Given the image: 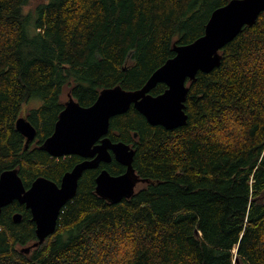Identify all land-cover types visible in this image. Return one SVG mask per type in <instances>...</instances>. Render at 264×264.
<instances>
[{"label":"trees","instance_id":"16d2710c","mask_svg":"<svg viewBox=\"0 0 264 264\" xmlns=\"http://www.w3.org/2000/svg\"><path fill=\"white\" fill-rule=\"evenodd\" d=\"M28 1L0 0V173L17 168L26 188L38 176L58 183L79 160L40 148L65 94L89 106L103 88L142 87L229 0H44L25 10ZM188 85L184 125H151L132 105L109 119L108 137L134 148L146 180L133 195L110 203L95 193L97 171H85L55 232L29 253L35 225L13 200L0 213V264H264V11ZM31 98L41 104L26 112ZM20 116L36 129L27 148ZM101 166L123 170L114 159Z\"/></svg>","mask_w":264,"mask_h":264},{"label":"water","instance_id":"95a60500","mask_svg":"<svg viewBox=\"0 0 264 264\" xmlns=\"http://www.w3.org/2000/svg\"><path fill=\"white\" fill-rule=\"evenodd\" d=\"M262 11L264 0H229L216 8L208 18L203 34L190 43L175 44L174 56L156 68L138 89H124L120 85L103 88L89 106L80 105L68 93L51 134L42 141L40 148L53 157L77 155L84 159L65 171L59 184L38 176L26 188L17 168L0 173V213L4 206L17 200L30 210L31 220L35 223L37 240L21 251L29 253L55 232L61 210L75 196L83 171L109 162L111 152L126 169L118 175L102 169L95 179V193L110 203L133 195L136 182L146 180L140 179L132 167L134 149L120 141L112 142L106 136L109 119L125 113L133 105L151 125L166 129L184 125L188 84L195 80L199 71L209 72L217 67L221 61L220 50L244 25H252ZM160 82L166 89L152 95L150 90ZM15 126L26 138L27 148L36 136L35 127L23 116L16 119ZM102 136L101 143L96 145V140ZM20 219L19 212L13 214L15 222Z\"/></svg>","mask_w":264,"mask_h":264},{"label":"flooded vegetation","instance_id":"af4514ba","mask_svg":"<svg viewBox=\"0 0 264 264\" xmlns=\"http://www.w3.org/2000/svg\"><path fill=\"white\" fill-rule=\"evenodd\" d=\"M158 84V83H157ZM156 86V85H155ZM151 93V92H150ZM153 95V94H152ZM68 99V96H66V99H64V103L66 102V100ZM64 106V105H63ZM133 106V105H132ZM64 108V107H63ZM108 134V133H107ZM106 136H108V135H106ZM134 136H136V133H134ZM103 138V136L102 137H100L98 140H96V142H95V144L96 145H98V144H100L101 143V139ZM35 139V138H34ZM33 139V140H34ZM110 139V138H109ZM111 140V139H110ZM112 141V140H111ZM112 142H115V141H112ZM117 142H119V141H117ZM120 142H122V141H120ZM124 143V142H123ZM125 144H127V143H125ZM132 149H134L130 144H128ZM135 151V150H134ZM111 152V151H110ZM70 156H72V155H70ZM65 157V156H64ZM79 157V160L76 162V163H78V162H80L81 160H83L84 158L83 157H80V156H78ZM115 160V158H114V156H113V153L111 152V159H110V161L109 162H111L112 160ZM133 161V160H132ZM109 162H101L97 167H95V168H91V169H93V170H96L97 172H96V174H95V176H94V188H95V185H96V181H95V179H96V176L98 175V173L102 170V169H105V168H103L101 165L104 163V164H106V163H109ZM75 163V164H76ZM74 164V165H75ZM120 164V163H119ZM73 165V166H74ZM122 165V164H121ZM72 166V167H73ZM123 166V170H122V172H120V173H118V174H121V173H123L124 171H125V166L124 165H122ZM71 167V168H72ZM132 167H133V165H132ZM70 168V169H71ZM134 168V167H133ZM70 169H68V170H70ZM87 170H90V169H86V170H84L83 171V173H82V175L84 174V172L85 171H87ZM134 171H135V173L139 176V174L136 172V170L134 169ZM118 174H114V175H118ZM82 175H81V177L79 178V180L82 178ZM113 175V174H112ZM61 177H62V175H61ZM139 178L140 179H143L142 177H140L139 176ZM60 181H61V178H60V180H59V182L57 183V184H59L60 183ZM143 181H137L136 182V184L134 185V193L136 192V190L140 187V184L142 183ZM78 184H79V181H78ZM78 188V187H77ZM123 199V198H122ZM121 199V200H122ZM24 205V204H23ZM25 206V205H24ZM26 208V207H25ZM27 209V208H26ZM28 211H29V215H30V220H31V212H30V210L29 209H27ZM20 213V212H19ZM21 214V213H20ZM21 216H22V214H21ZM13 217V216H12ZM20 221V220H19ZM32 221V220H31ZM33 222V221H32ZM34 223V222H33ZM34 225H35V223H34Z\"/></svg>","mask_w":264,"mask_h":264},{"label":"rangeland","instance_id":"374dc122","mask_svg":"<svg viewBox=\"0 0 264 264\" xmlns=\"http://www.w3.org/2000/svg\"><path fill=\"white\" fill-rule=\"evenodd\" d=\"M44 0H29L27 2V4L25 5V10H28V9H33L37 4H39L40 2H43ZM64 99H66V94L64 95ZM41 104V101L40 99L38 98H31L26 104H25V111L28 112L32 107H37ZM49 128V127H48ZM28 246L25 245L23 246L22 248Z\"/></svg>","mask_w":264,"mask_h":264},{"label":"bare ground","instance_id":"6f19581e","mask_svg":"<svg viewBox=\"0 0 264 264\" xmlns=\"http://www.w3.org/2000/svg\"><path fill=\"white\" fill-rule=\"evenodd\" d=\"M219 7H220V6H219ZM217 8H218V7H217ZM215 9H216V8H215ZM215 9H214V10H215ZM214 10H213V11H214ZM213 11H212V12H213ZM212 12H211V13H212ZM211 13H210V15H211ZM209 17H210V16H209ZM220 52H221V50H220Z\"/></svg>","mask_w":264,"mask_h":264}]
</instances>
